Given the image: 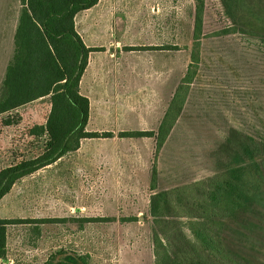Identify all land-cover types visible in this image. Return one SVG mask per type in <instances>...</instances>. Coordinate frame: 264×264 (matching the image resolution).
<instances>
[{
    "label": "rangeland",
    "instance_id": "rangeland-1",
    "mask_svg": "<svg viewBox=\"0 0 264 264\" xmlns=\"http://www.w3.org/2000/svg\"><path fill=\"white\" fill-rule=\"evenodd\" d=\"M19 1L0 0V46ZM123 2L128 3L123 31L79 33L100 49L92 55L89 75H138V92L119 88L120 99L133 100L138 93V116L103 112L104 120L125 119L90 130L116 137L82 140L79 152L13 186L0 200V219L65 222L9 225L7 262L0 264H42L57 251L88 253L90 264H154L148 209L152 167L156 191L190 185L215 173L220 147L234 130L256 140L264 136V0H240L235 19L220 0H204L196 76L163 147L156 153L154 138L119 139L121 131L157 130L190 63L194 12V0H138V10L135 0ZM3 76L0 55V84ZM49 104L46 97L0 116V169L41 152L43 138L30 136V127L44 122ZM7 118L14 124L6 126ZM104 215L138 220L122 222L120 233L113 224L80 228V219ZM237 219L227 249L238 262L264 264V207Z\"/></svg>",
    "mask_w": 264,
    "mask_h": 264
},
{
    "label": "trees",
    "instance_id": "trees-1",
    "mask_svg": "<svg viewBox=\"0 0 264 264\" xmlns=\"http://www.w3.org/2000/svg\"><path fill=\"white\" fill-rule=\"evenodd\" d=\"M225 14L235 19L240 0H220ZM98 0H20L14 52L0 84V116L42 98L50 110L43 126L31 136L41 139V152L0 170V200L22 178L75 152L80 141L111 138L112 133L86 132L88 99L79 82L91 52L74 28V17ZM204 0H194L190 63L156 131H125L119 138H154L156 153L180 117L199 64ZM5 125L14 124L11 119ZM215 173L190 185L156 191L157 173L151 170L149 214L152 218L154 264H247L226 247L232 224L241 215L264 207V136L253 139L234 130L220 147ZM50 222V221H47ZM53 222V221H52ZM29 223L0 219V260L6 262L7 227ZM88 255L50 254L42 264H90Z\"/></svg>",
    "mask_w": 264,
    "mask_h": 264
},
{
    "label": "crops",
    "instance_id": "crops-1",
    "mask_svg": "<svg viewBox=\"0 0 264 264\" xmlns=\"http://www.w3.org/2000/svg\"><path fill=\"white\" fill-rule=\"evenodd\" d=\"M126 1L131 2L132 0H130V1L126 0ZM135 1H136L135 7L138 10V0H135ZM127 7H128V3L126 5V2H123V0H98L97 4L95 6L91 7L88 10H84V11L76 14V16L74 17V28H75V31L77 32V34L80 36L83 44L87 48H97V47H95L94 44H88L84 40L83 36L79 33L80 30L84 33L95 32V31H102V32L103 31L104 32L123 31L128 26V24L125 23V20H124V9ZM20 8H21V4H20ZM19 11H20V9H19ZM19 11L15 12L14 19H13L14 21L11 23V26L9 29L6 25V27H5L7 29V31H6V35H7L6 43L5 44L2 43L0 46V49L2 50V54H0V55H1L2 62L4 63V72H5L6 66H7L8 62L10 61V59L13 55V52H14V34H15V29H16V25H17ZM77 20L79 22H82V26L80 27V29H78ZM98 20H101V23L95 22ZM93 53L94 52H91L88 56L87 66H86L85 71H84V73L80 79V82H79V93L82 96L86 97L88 99V102H89V115H88V121H87V124L85 127L86 132H95L93 130H90V128L93 126H97V123L101 122V123H104V125H106V121L111 122V120H113L114 122H116V121H120V120L125 119L123 117H121V119H120V118L114 116V117H110L107 120H104L102 118L103 112H107V111H114L116 113L126 112V113H131L134 116H136V115L138 116V93H135V95H132L133 100L129 99L130 97H126L125 95H127V94H124L125 97H122L121 99L119 98V88L121 86H125L128 88L133 87L135 89V92H138V75H89V71H90L91 65H92ZM111 56H112V54H111ZM174 92H173V94H174ZM173 94H172V96H173ZM172 96H171V98H172ZM45 99L46 98H42V99L36 100L34 102H40V101L45 100ZM132 104H134L136 106L132 107ZM108 105H110V106H108ZM111 105H113V106H111ZM49 110H50V104H49V109L47 111L48 112L47 116L49 114ZM47 116H46V118H47ZM46 118H45L43 123L34 125L33 127L43 126L46 122ZM11 125H6V126H11ZM33 127H30V128H33ZM130 131H141V130H130ZM121 132H125V131H121ZM109 133H112L113 137L103 138V139H113L114 137H116V136H114L113 132H109ZM30 136H31V134H30ZM100 138H102V137H100ZM95 139H97V138H95ZM119 139H131V141H138V139H135V138H119ZM84 140L89 142L91 140H94V138L93 139H83V141ZM82 147H83V142L81 140L80 144H79V148L73 153L79 152L82 149ZM68 155H70V154H68ZM68 155H66V156H68ZM66 156H64L63 158H65ZM63 158L59 159L58 161L62 160ZM58 161H56L54 164H56ZM11 165H13V164H11ZM8 166H10V165H8ZM8 166H6V167H8ZM50 166H47L45 168H49ZM45 168H42L40 170H43ZM13 186H12V188H13ZM12 188L10 189V191L12 190ZM10 191L8 192V194L10 193ZM136 219L138 220V217H136ZM136 219L135 218L129 219V221H128L127 219H120L117 216L108 217V216L104 215L102 217H92V218L85 217V218L80 219V221H78V222L81 223L80 228H82L84 226V224L87 225L90 223L113 224L115 227V230L118 231V233H120L124 229L123 225L121 224L122 222H124L125 220L128 222H131V221L136 220ZM51 220L52 219H40L37 221H29V223L63 224L65 222L64 218H60V221L53 220V222H52ZM47 221H50V222H47ZM6 251H7V244H6ZM63 252L68 257L72 256L74 254V253L73 254L65 253V251H63ZM76 254L77 255H88L90 258V255L88 253H83V254L76 253ZM6 262H7V260H6Z\"/></svg>",
    "mask_w": 264,
    "mask_h": 264
}]
</instances>
